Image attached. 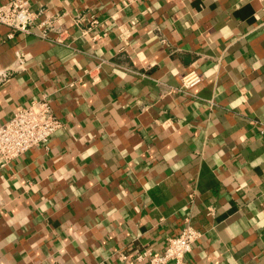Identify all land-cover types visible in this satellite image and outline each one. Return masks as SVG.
<instances>
[{"label":"crops","instance_id":"obj_1","mask_svg":"<svg viewBox=\"0 0 264 264\" xmlns=\"http://www.w3.org/2000/svg\"><path fill=\"white\" fill-rule=\"evenodd\" d=\"M28 2L0 125L47 92L62 126L0 163V264H148L185 217L188 264H264V0Z\"/></svg>","mask_w":264,"mask_h":264},{"label":"built area","instance_id":"obj_2","mask_svg":"<svg viewBox=\"0 0 264 264\" xmlns=\"http://www.w3.org/2000/svg\"><path fill=\"white\" fill-rule=\"evenodd\" d=\"M35 19L36 13L31 9L28 0H7L0 4V24L7 26L11 31L18 30L30 34ZM96 22L95 19L91 20L93 24ZM11 34L9 32V36ZM37 35L45 37L46 32L38 31ZM55 41L61 42V38L58 36ZM15 57L16 66L22 68L25 64L24 54L15 51ZM200 81L199 71L191 67L181 75L177 88L189 93ZM61 126L62 122L55 114L47 92L41 93L28 104L17 107L11 117L0 125L1 165L9 163L32 146L46 143ZM259 128L264 131V124ZM201 235V231L185 217L179 232L166 237L165 245L159 253H153L151 249L146 248L136 253L135 259L146 260L148 264H188L185 255L191 251L193 243ZM121 257L125 259L126 255L122 254Z\"/></svg>","mask_w":264,"mask_h":264}]
</instances>
